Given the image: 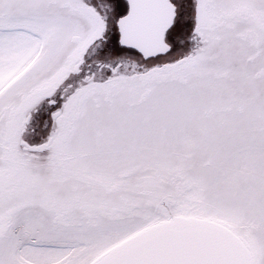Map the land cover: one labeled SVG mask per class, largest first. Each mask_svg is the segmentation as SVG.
Here are the masks:
<instances>
[{
	"label": "snow or ice",
	"instance_id": "obj_1",
	"mask_svg": "<svg viewBox=\"0 0 264 264\" xmlns=\"http://www.w3.org/2000/svg\"><path fill=\"white\" fill-rule=\"evenodd\" d=\"M0 264H264V0H0Z\"/></svg>",
	"mask_w": 264,
	"mask_h": 264
}]
</instances>
